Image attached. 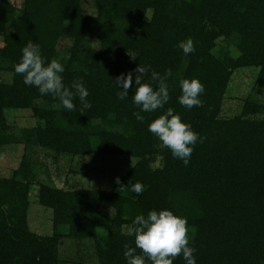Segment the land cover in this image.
I'll return each mask as SVG.
<instances>
[{
  "label": "trees",
  "instance_id": "16d2710c",
  "mask_svg": "<svg viewBox=\"0 0 264 264\" xmlns=\"http://www.w3.org/2000/svg\"><path fill=\"white\" fill-rule=\"evenodd\" d=\"M93 4L95 14L90 15L83 12L81 0H22L18 8L0 0V78L9 76L0 80V146L22 140L60 154L133 157L136 161L120 177L127 192L118 185L64 190L40 183L37 202L51 209L53 231L34 233L27 224L32 163L24 154L11 177H0V264H67L58 257L62 237L90 238L98 264H127L124 245L134 247V238L126 227L138 214L163 209L187 220L196 264H264V119L257 116L264 107L246 99L238 115H220L235 69L257 67L255 84L264 87V0ZM189 37L195 51L185 55L177 45ZM220 37L232 41L236 53L217 56ZM29 40L39 44L46 63L55 58L64 66L66 86L83 81L91 108L82 112L75 97V110L68 111L50 94L24 83L14 65ZM139 64L161 75L172 70L164 108L148 113L133 103ZM130 71L133 86L127 98L118 99L121 89L114 80ZM181 78L204 85L199 97L203 107L180 105ZM169 107L204 138L192 146L187 165L169 149L160 150L158 138L148 130ZM20 109L31 110L37 124L22 129L17 139L7 118ZM96 120L100 122L93 125ZM156 155L160 165L153 167ZM130 181L143 185L142 194L128 192ZM103 202L111 212L101 209ZM173 264L186 261L180 256Z\"/></svg>",
  "mask_w": 264,
  "mask_h": 264
},
{
  "label": "clouds",
  "instance_id": "9594fccd",
  "mask_svg": "<svg viewBox=\"0 0 264 264\" xmlns=\"http://www.w3.org/2000/svg\"><path fill=\"white\" fill-rule=\"evenodd\" d=\"M177 46L185 55L195 51L194 42L190 37L180 41ZM14 70L23 76L26 85L35 86L41 95L50 94L54 99L59 100V106L68 111L75 110L76 106L73 103L75 97H78L81 102L82 112L83 109L91 108V103L86 99L89 92L83 81L76 79L70 86H66L62 76L65 71L64 66L55 58L46 63L39 44L32 40L23 47L22 57L14 65ZM134 71L136 76L133 103L142 112L148 113L164 108L170 99L167 79L172 75V70L169 68L161 75L150 66L139 64ZM146 77L148 82L145 80ZM114 81L121 89L117 92L118 99L127 98L129 89L133 86V73L131 71L126 75L122 73ZM153 83L156 84L155 88ZM179 86L181 95L178 97V102L181 106L189 110L204 106L199 97L205 89L198 79L181 78ZM134 115L137 120L143 122L144 117L140 115V112H135ZM148 130L171 151L174 158L182 160L185 165L190 161L194 150L192 146L198 141L202 143L204 139L171 107L153 119L148 124ZM115 182L121 183L119 177ZM128 186L137 195L142 194L144 190L143 185L138 181L135 183L130 181ZM123 188L125 187L120 189ZM126 232L134 238V247L129 244L124 245L123 254L127 264H149V262L150 264H173L174 260L180 256L186 264H196L194 256L196 249L189 246L187 220L170 210H151L146 216L138 214L131 225L126 227Z\"/></svg>",
  "mask_w": 264,
  "mask_h": 264
},
{
  "label": "rangeland",
  "instance_id": "374dc122",
  "mask_svg": "<svg viewBox=\"0 0 264 264\" xmlns=\"http://www.w3.org/2000/svg\"><path fill=\"white\" fill-rule=\"evenodd\" d=\"M17 8L22 0H10ZM82 10L86 14L94 15L95 8L93 0H81ZM150 11L147 12V18ZM214 53L222 57L227 51L236 53L234 43L224 40L222 37L216 40ZM2 36L0 35V45ZM93 47H98L96 41H90ZM68 45V42H63ZM65 49H62V52ZM64 53V52H63ZM257 67H244L235 69L228 82L227 88L221 100L222 117H232L241 112L242 105L246 99L254 100L264 107V87L255 84ZM125 72H120L118 76ZM8 74H3L2 81H8ZM264 119V108L257 114ZM8 124L12 127L13 135L21 139V130L37 124L32 116L31 110L20 109L12 111L7 118ZM99 120L93 121L97 125ZM93 145L96 141L92 138ZM159 141V139H158ZM165 147L159 141V149ZM27 154L31 159L32 178L30 180L29 207L27 210V224L30 231L40 235L52 234V211L50 208L41 206L37 202V188L40 183L51 185L55 188L73 190L77 188H103L110 189L118 185L117 189L127 192L124 185L117 184L116 178L136 161L133 157L119 155H105L91 153L85 155H70L66 153H55L54 151L40 146H31L22 140L0 146V177H11L13 171L18 168L22 157ZM153 167L160 165V155L155 156ZM133 195L131 189L128 191ZM101 209L111 212L109 204L103 202ZM58 257L61 262L67 264H98L94 253V247L90 238L74 240L62 237L58 245Z\"/></svg>",
  "mask_w": 264,
  "mask_h": 264
}]
</instances>
